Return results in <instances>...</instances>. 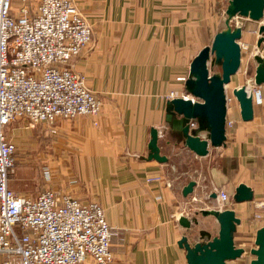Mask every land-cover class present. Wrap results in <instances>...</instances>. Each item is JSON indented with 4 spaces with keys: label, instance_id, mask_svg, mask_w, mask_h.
Instances as JSON below:
<instances>
[{
    "label": "crops",
    "instance_id": "0c3cea01",
    "mask_svg": "<svg viewBox=\"0 0 264 264\" xmlns=\"http://www.w3.org/2000/svg\"><path fill=\"white\" fill-rule=\"evenodd\" d=\"M20 2L14 0L15 12ZM75 3L92 26V39L70 65L102 105L96 116L56 122L57 134L47 155L52 161L47 166L51 180L46 182L40 173L44 186L40 192L51 189L83 203H99L112 230L115 264H187L178 241L186 236L193 245L206 224L216 222L202 211L229 209L236 214V206L245 205L232 199L240 184L253 191V201L247 204L256 209L264 200V84H254L258 60L264 59V42L257 46L258 34L259 51L252 62L241 51L240 69L230 80L233 92L240 87L249 94L258 89L262 105L253 106L249 122L242 121L238 103L227 109L226 120L234 125L226 131L225 141L199 157L186 148L182 129L188 121L173 111L167 96L190 98L185 86L190 64L207 47L205 41L225 30L219 23L226 20L229 0ZM243 33L241 40L248 42ZM152 129L158 132L157 146L165 163L148 159ZM191 134L202 138L207 131H199L197 124ZM150 175L163 181L147 185ZM189 182L195 186L184 197L182 190ZM11 187L19 196L40 193ZM219 191L228 196L224 204ZM181 217L190 221L189 229L179 225Z\"/></svg>",
    "mask_w": 264,
    "mask_h": 264
},
{
    "label": "built area",
    "instance_id": "2783aa9c",
    "mask_svg": "<svg viewBox=\"0 0 264 264\" xmlns=\"http://www.w3.org/2000/svg\"><path fill=\"white\" fill-rule=\"evenodd\" d=\"M20 3L15 12L14 0H0V264H115L112 230L99 203L51 189L19 196L9 188L16 145L6 127L22 120L53 137L57 121L96 116L102 105L70 65L92 39V26L75 0ZM258 25L264 26V10ZM250 95L253 106L262 105L258 89ZM233 125L226 120L225 130ZM190 128L197 123L190 122ZM42 177L51 180L47 166ZM162 181L159 175L145 178L147 185ZM218 199L224 204L228 196L219 191ZM256 209H264V200Z\"/></svg>",
    "mask_w": 264,
    "mask_h": 264
},
{
    "label": "water",
    "instance_id": "95a60500",
    "mask_svg": "<svg viewBox=\"0 0 264 264\" xmlns=\"http://www.w3.org/2000/svg\"><path fill=\"white\" fill-rule=\"evenodd\" d=\"M264 0H229L226 9L227 29L217 33L210 47L203 48L193 59L189 67V78L185 86L189 99L176 98L169 102L173 111L182 115L188 124L182 129L185 137V146L196 156L208 155L209 147H220L226 139V98L224 88L230 83L231 77L240 69L241 49L238 41L242 36V27H229V21L234 17L248 19L258 23L263 14ZM261 36L257 42L260 46L264 42V26L258 28ZM214 63L220 65L221 74L210 75L208 63L211 57ZM254 84L256 87L264 84V59L258 60ZM242 121L249 122L253 119L252 97L247 93L246 87H240L233 92ZM198 124L199 131H207L206 139L191 134L190 122ZM148 149L149 160L165 163L166 158L160 156L157 146L158 132L152 129ZM194 182H189L182 190V195H189ZM213 198L216 195L212 196ZM234 203H247L253 201V191L250 187L240 184L233 195ZM202 216H212L218 223L217 236L211 237L206 231L200 232L199 241L191 245L186 236L181 237L177 245L185 252L187 264H226L228 261L239 259L243 249L235 248L233 234L240 224L233 210L202 211ZM182 228L189 229L191 223L185 217L178 220ZM255 247L250 253L255 257L250 264H264V227L256 231Z\"/></svg>",
    "mask_w": 264,
    "mask_h": 264
},
{
    "label": "rangeland",
    "instance_id": "374dc122",
    "mask_svg": "<svg viewBox=\"0 0 264 264\" xmlns=\"http://www.w3.org/2000/svg\"><path fill=\"white\" fill-rule=\"evenodd\" d=\"M226 5H223V8ZM228 7V6H227ZM226 12V11H225ZM227 19V16H226ZM226 20L219 23V28L227 29ZM229 27H242L243 35L249 36L250 40L246 42L240 39L238 44L241 51L248 53L249 61L252 62L254 53L259 50L256 46L258 35V23L249 21L241 17H234L229 21ZM212 40L209 39L204 42V45L210 47ZM258 50V51H257ZM208 70L210 75L221 74L220 65L214 63L212 56L208 63ZM252 69L249 71L251 72ZM231 83V81H230ZM228 84L224 88L226 98V107L228 111L236 105L237 101L233 96V83ZM6 136L16 145V155L14 160L13 172L10 176L9 188L14 191L11 186L19 188V190L33 194L40 192L44 186L41 180L40 173L44 166H51V160L47 155L51 152L52 137L49 136L42 126L31 125L26 121H15L4 129ZM206 138V136H204ZM49 168V167H48ZM17 191V190H16ZM236 217L240 219V224L236 227V232L233 234V242L235 248L243 249V255L234 261H228L226 264H250L255 257L250 253L255 247V235L259 227L264 224V213L257 211L250 203L236 206ZM263 211V210H262ZM261 214V218H255V214ZM201 216V215H200ZM240 216V217H239ZM212 221V220H211ZM214 225V227H213ZM213 225L206 224V231L212 234V237L217 236L218 225L213 221Z\"/></svg>",
    "mask_w": 264,
    "mask_h": 264
}]
</instances>
